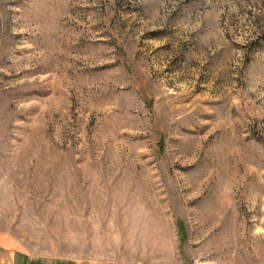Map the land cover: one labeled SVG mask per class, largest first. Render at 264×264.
Wrapping results in <instances>:
<instances>
[{"label": "rangeland", "instance_id": "374dc122", "mask_svg": "<svg viewBox=\"0 0 264 264\" xmlns=\"http://www.w3.org/2000/svg\"><path fill=\"white\" fill-rule=\"evenodd\" d=\"M264 264V0H0V264Z\"/></svg>", "mask_w": 264, "mask_h": 264}, {"label": "crops", "instance_id": "0c3cea01", "mask_svg": "<svg viewBox=\"0 0 264 264\" xmlns=\"http://www.w3.org/2000/svg\"><path fill=\"white\" fill-rule=\"evenodd\" d=\"M30 264H49V263L44 261H36V262L32 261ZM51 264H75V263L70 262V263H51Z\"/></svg>", "mask_w": 264, "mask_h": 264}]
</instances>
